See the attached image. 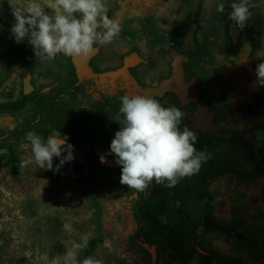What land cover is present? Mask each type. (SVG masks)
<instances>
[{"label":"rangeland","instance_id":"rangeland-1","mask_svg":"<svg viewBox=\"0 0 264 264\" xmlns=\"http://www.w3.org/2000/svg\"><path fill=\"white\" fill-rule=\"evenodd\" d=\"M38 2L52 14L47 0ZM221 2L224 12L218 13ZM233 2L239 0H103L109 18L121 25L119 36L94 45L86 58L61 53L47 60L38 59L27 40L16 43L10 31L11 8L26 7L29 0H0V103L31 90L44 100L0 111V264H63L72 244L85 240L80 261L91 256L103 264H168L161 252L134 239L133 207L142 191L119 183L114 156L105 163L99 159L120 128L112 117L125 94L153 96L164 107L180 108L181 128L201 133L195 147L211 153L196 175L167 187L173 210L192 226L199 247L264 264V162L255 172L251 156L264 161V103L256 104L264 86L255 83L256 65L264 60V0H250L251 17L242 30L227 19ZM177 59L180 82H194L215 128L247 131L250 137L220 138L196 127V105L164 90L168 85L182 90L174 78ZM55 119L88 127L101 143L93 144L74 126L55 125ZM41 127L50 134L60 131L73 145L74 159L59 172L34 163L20 166L32 152L25 133H16L35 131L46 141ZM59 159L53 158L54 168ZM208 218L222 228H209ZM94 238L96 247L87 255Z\"/></svg>","mask_w":264,"mask_h":264},{"label":"clouds","instance_id":"clouds-1","mask_svg":"<svg viewBox=\"0 0 264 264\" xmlns=\"http://www.w3.org/2000/svg\"><path fill=\"white\" fill-rule=\"evenodd\" d=\"M47 7L38 0H29L26 7H14L11 34L16 43L25 40L32 45L38 59L65 57L86 58L94 45H107L121 32L118 21L110 19L103 0H47ZM224 3L216 11L224 12ZM227 19L235 29L247 27L251 17L250 0H239L230 5ZM102 29V31H98ZM256 81L264 86V60L256 65ZM120 107L112 120L120 125L111 140L109 151L100 155L114 156L120 166L119 183L126 188L144 191L154 180L156 184L175 187L184 178L196 175L202 164L211 159V153L197 150L196 131L182 125L184 112L175 106L164 107L153 96L125 94L119 97ZM30 142L32 157L21 160L20 166L34 163L39 169L59 172L65 162L74 159L73 145L60 131L52 130L46 141L35 131L25 133ZM66 153V155H62ZM60 158L53 167V158ZM87 241L73 243L63 256V264H103L91 256L78 259Z\"/></svg>","mask_w":264,"mask_h":264},{"label":"trees","instance_id":"trees-1","mask_svg":"<svg viewBox=\"0 0 264 264\" xmlns=\"http://www.w3.org/2000/svg\"><path fill=\"white\" fill-rule=\"evenodd\" d=\"M231 34L234 38L235 29L231 30ZM29 101H35L38 104L44 102L37 91H22L18 99L0 103V111L21 110ZM54 122L55 125L60 124L67 128L74 126L90 137L93 144L98 146L101 143L99 138L82 124L72 120L55 119ZM39 129L45 136L50 134L43 127ZM26 132L27 130H20L16 134L21 135ZM197 136L200 139L201 133H198ZM207 142L209 143L210 139ZM245 143L247 144L246 141ZM251 156L255 162L254 171H262L264 161H257V156L254 153ZM173 207L174 199L163 184H156L153 180L141 192L140 199L133 207V217L137 223L134 239L139 246L161 252L168 264H246L239 258L227 254L208 250L200 251L197 248L199 245L192 235V226L180 222V212L174 211ZM96 244V238L89 241V246L86 248L87 255L92 253ZM256 257L258 258V255Z\"/></svg>","mask_w":264,"mask_h":264},{"label":"water","instance_id":"water-1","mask_svg":"<svg viewBox=\"0 0 264 264\" xmlns=\"http://www.w3.org/2000/svg\"><path fill=\"white\" fill-rule=\"evenodd\" d=\"M174 70H175L174 78H177L179 80V83L182 86V90L181 91L175 90L174 88H171L169 85L166 86L164 90H166V88H168L170 90L177 91L179 97L182 100H187V99L191 100L197 107V114H198V118H199L200 122L202 124H204V126H206V128L210 131V133H212L216 137L227 138V139L231 138L233 135H240V136L247 137V138L250 137L249 132H247V131H234V132L223 133V132L215 129L213 122L211 120L212 114L209 112L208 104H207L205 98L199 94V91H198V89H196L194 82H189L186 84L180 82V79L182 76V69L179 65L178 59L175 61ZM143 90H148L150 92L157 93L163 89L162 88H160V89L144 88ZM262 103H264V95L258 96L256 98V104L257 105H260ZM76 155L79 156V154H76ZM206 225L209 228H215V229H221L222 228L212 218H208V222H206ZM197 248L202 252H206L205 250H203L199 246H197Z\"/></svg>","mask_w":264,"mask_h":264},{"label":"flooded vegetation","instance_id":"flooded-vegetation-1","mask_svg":"<svg viewBox=\"0 0 264 264\" xmlns=\"http://www.w3.org/2000/svg\"><path fill=\"white\" fill-rule=\"evenodd\" d=\"M196 118V120H198V125L196 126V121H195V126L199 129V130H201V132H210L207 128H206V126H204V124H202L201 122H200V120H199V118H198V114L195 116ZM211 120L213 121L214 119H213V116H211ZM214 128H215V126H214ZM216 129V128H215ZM207 222H208V219H207ZM223 230L224 231H228L229 230V227H223Z\"/></svg>","mask_w":264,"mask_h":264}]
</instances>
